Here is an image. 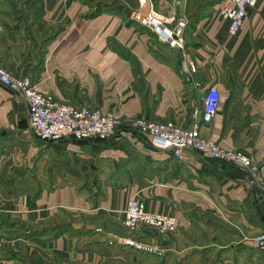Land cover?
<instances>
[{"label":"crops","instance_id":"0c3cea01","mask_svg":"<svg viewBox=\"0 0 264 264\" xmlns=\"http://www.w3.org/2000/svg\"><path fill=\"white\" fill-rule=\"evenodd\" d=\"M183 23L180 45L132 17L137 0H0V66L72 107L117 117L104 140L45 144L26 105L0 85V264H264V193L233 162L192 151L187 161L150 148L136 118L189 128L207 87L219 95L199 135L264 167V0L238 31L219 0H147ZM190 68L192 69L190 71ZM175 217L172 231L142 228L152 251L121 243L123 209Z\"/></svg>","mask_w":264,"mask_h":264},{"label":"built area","instance_id":"2783aa9c","mask_svg":"<svg viewBox=\"0 0 264 264\" xmlns=\"http://www.w3.org/2000/svg\"><path fill=\"white\" fill-rule=\"evenodd\" d=\"M138 11L133 14L139 25L148 29L161 42L171 47L180 45L183 23L166 19L151 11L147 0H137ZM257 0H219L216 16L228 22V33L235 34L240 28L247 9L256 5ZM192 69L190 68V71ZM0 85L16 95L26 105L27 129L40 142L55 143L60 140H104L112 135L117 127V117L103 113L96 107H72L38 91L27 78H14L0 66ZM219 105V95L215 87L209 86L201 99V110L193 112V121L185 129L174 123H154L142 118L134 119L130 127L145 138L151 149L169 152L178 161H187L192 151L202 153L216 160L233 162L246 167L253 174V181L264 193V167L257 166L250 157L237 151L221 150L215 143L199 135V123L211 121ZM123 227L130 235L121 243L131 249L150 252L152 249L137 244L133 236L142 228H153L160 233L172 231L175 217L148 212L138 198H131L123 209ZM264 216V212H263ZM256 250L264 254V232L254 237ZM2 240L0 239V252Z\"/></svg>","mask_w":264,"mask_h":264},{"label":"rangeland","instance_id":"374dc122","mask_svg":"<svg viewBox=\"0 0 264 264\" xmlns=\"http://www.w3.org/2000/svg\"><path fill=\"white\" fill-rule=\"evenodd\" d=\"M135 236H136V235L133 236L134 240H135ZM135 242H136V241H135ZM137 244H139V243H137Z\"/></svg>","mask_w":264,"mask_h":264}]
</instances>
